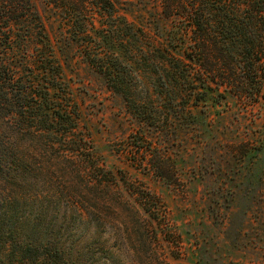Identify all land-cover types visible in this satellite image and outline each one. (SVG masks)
Instances as JSON below:
<instances>
[{
    "label": "trees",
    "instance_id": "obj_1",
    "mask_svg": "<svg viewBox=\"0 0 264 264\" xmlns=\"http://www.w3.org/2000/svg\"><path fill=\"white\" fill-rule=\"evenodd\" d=\"M133 1L44 0L40 11L34 0H0V264H90L86 250L65 239L64 224L72 220L80 233L91 221L155 218V195L127 183L120 169H108L95 150L65 79L73 64L96 71L148 126L169 121L166 115L193 117L200 105L228 99L260 105L264 0H142L147 17L138 25L122 7ZM136 29L160 31L142 41ZM113 34L131 61L101 44ZM137 62L159 78L166 115L137 98ZM150 136L128 135L133 152L144 154L138 162L169 185L180 184L175 163ZM234 150L253 159L246 144ZM253 177L263 181L264 173ZM259 225L263 237L254 239L264 242V222Z\"/></svg>",
    "mask_w": 264,
    "mask_h": 264
},
{
    "label": "rangeland",
    "instance_id": "obj_2",
    "mask_svg": "<svg viewBox=\"0 0 264 264\" xmlns=\"http://www.w3.org/2000/svg\"><path fill=\"white\" fill-rule=\"evenodd\" d=\"M34 2L40 11L46 7L44 0ZM144 6L142 0L122 5L131 9L126 16L137 25L147 17ZM136 30L142 41L160 31ZM113 35L110 43L101 44L131 61ZM136 65L137 98L160 105V113L166 115L168 109L161 106L168 99L161 98L165 89L157 86L159 78ZM65 79L105 166L114 172L120 169L127 183L157 198V211L151 209L154 219L119 225L91 221L81 225L80 233L72 220L64 224L65 239L85 249L90 264H264V242L254 239L263 237L257 231L264 222L259 215L264 211V180L253 183L255 173H264V95L254 108L228 99L227 105H200L193 117L184 112L183 118L171 121L166 115L169 121L164 117L153 127L140 124L124 100L107 90L101 76L85 64H73ZM173 89L183 91L176 84ZM129 134L138 140L153 135L152 145L161 144L164 158L175 163L180 184L169 185L145 169L138 162L144 154L133 152ZM239 143L246 144L253 159L235 154Z\"/></svg>",
    "mask_w": 264,
    "mask_h": 264
}]
</instances>
